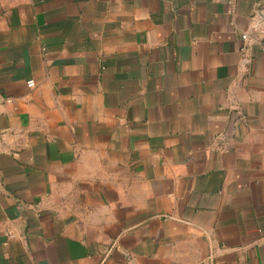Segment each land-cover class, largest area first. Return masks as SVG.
Listing matches in <instances>:
<instances>
[{
	"label": "crops",
	"instance_id": "1",
	"mask_svg": "<svg viewBox=\"0 0 264 264\" xmlns=\"http://www.w3.org/2000/svg\"><path fill=\"white\" fill-rule=\"evenodd\" d=\"M0 264H264V0H0Z\"/></svg>",
	"mask_w": 264,
	"mask_h": 264
},
{
	"label": "built area",
	"instance_id": "2",
	"mask_svg": "<svg viewBox=\"0 0 264 264\" xmlns=\"http://www.w3.org/2000/svg\"><path fill=\"white\" fill-rule=\"evenodd\" d=\"M240 38H241V40H242L244 43H246V42L249 40V38H250V33H248V32H242V33L240 34ZM245 50H246V49H245V45H243V46L241 47V51H242V53H244ZM26 84H27L28 87H31V86L34 85V81H33V80H28V81L26 82Z\"/></svg>",
	"mask_w": 264,
	"mask_h": 264
}]
</instances>
